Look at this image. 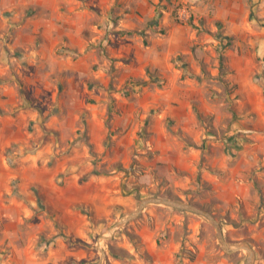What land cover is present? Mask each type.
Returning a JSON list of instances; mask_svg holds the SVG:
<instances>
[{"label": "rangeland", "instance_id": "1", "mask_svg": "<svg viewBox=\"0 0 264 264\" xmlns=\"http://www.w3.org/2000/svg\"><path fill=\"white\" fill-rule=\"evenodd\" d=\"M171 2L0 0V264H244L164 205L103 237L154 194L264 264V0Z\"/></svg>", "mask_w": 264, "mask_h": 264}, {"label": "water", "instance_id": "2", "mask_svg": "<svg viewBox=\"0 0 264 264\" xmlns=\"http://www.w3.org/2000/svg\"><path fill=\"white\" fill-rule=\"evenodd\" d=\"M148 204L164 205V206L176 208L179 210L190 211V212L203 215L204 217H206L208 222L213 226L215 230V237L217 241L219 242V244L221 245V247L226 252H232L238 249H242L245 251L244 264H253L254 252L247 243L245 242L232 243V242L227 241L222 234V230H221L219 222L216 220V218L214 217L212 213L202 208L201 206L191 203L182 198H172V197L153 196V195L145 196L138 201L135 208H133L125 216L117 220L113 224L111 229L114 230L115 228H118L124 225L129 220L135 218L142 211V209ZM103 237H107V236H103ZM100 253H101V256L96 264H102V256L104 254V251L100 249Z\"/></svg>", "mask_w": 264, "mask_h": 264}, {"label": "trees", "instance_id": "3", "mask_svg": "<svg viewBox=\"0 0 264 264\" xmlns=\"http://www.w3.org/2000/svg\"><path fill=\"white\" fill-rule=\"evenodd\" d=\"M168 1V3H172L171 2V0H167ZM161 15V11L160 10H157V12H156V14L148 21L149 23H151V24H157L158 23V17ZM176 19V21L177 22H181V20L179 19V18H175ZM186 23H190V24H192V22H191V20L190 19H187L186 21H185ZM131 32H133V30H126V33H131ZM139 33L141 34V35H144V31L143 30H140L139 31ZM144 42H145V39H144ZM62 49L64 50V49H66L65 47H62ZM178 57V59H180V57L179 56H177ZM182 66H184V64L182 65ZM146 73H147V75H148V77L150 78V79H157L156 78V75H154L148 68L146 69ZM147 82V80H144V79H139V80H137V82L136 83H138V84H145ZM155 196H157L156 194H154ZM165 197H171L169 194H166V195H164Z\"/></svg>", "mask_w": 264, "mask_h": 264}, {"label": "bare ground", "instance_id": "4", "mask_svg": "<svg viewBox=\"0 0 264 264\" xmlns=\"http://www.w3.org/2000/svg\"><path fill=\"white\" fill-rule=\"evenodd\" d=\"M111 232H112V229H109L108 230V234H106V235H104V236H108V235H110L111 234ZM100 242V241H99ZM100 246V245H99ZM99 248V247H98ZM100 249V248H99Z\"/></svg>", "mask_w": 264, "mask_h": 264}]
</instances>
